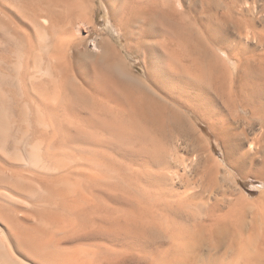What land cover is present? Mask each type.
Here are the masks:
<instances>
[{"label": "bare ground", "instance_id": "bare-ground-1", "mask_svg": "<svg viewBox=\"0 0 264 264\" xmlns=\"http://www.w3.org/2000/svg\"><path fill=\"white\" fill-rule=\"evenodd\" d=\"M260 13L0 0V264H264Z\"/></svg>", "mask_w": 264, "mask_h": 264}, {"label": "rangeland", "instance_id": "rangeland-1", "mask_svg": "<svg viewBox=\"0 0 264 264\" xmlns=\"http://www.w3.org/2000/svg\"><path fill=\"white\" fill-rule=\"evenodd\" d=\"M247 1H249L250 3L255 5L258 13L260 11L261 12L260 14L264 16V0H247ZM257 5H259V6H257ZM195 121H196L197 125L204 131L206 136L211 140V144H212L215 152L222 157L223 156L222 148H221L222 146L219 142L216 141L214 133L210 129H208L207 125L206 126H205V124L203 125V123H201L197 119ZM240 184H241V187L243 188L244 192L248 195V198H250L252 200L259 197L261 192H262L261 191L262 190L261 189L262 184L256 180L247 179L244 181H240Z\"/></svg>", "mask_w": 264, "mask_h": 264}, {"label": "snow or ice", "instance_id": "snow-or-ice-1", "mask_svg": "<svg viewBox=\"0 0 264 264\" xmlns=\"http://www.w3.org/2000/svg\"><path fill=\"white\" fill-rule=\"evenodd\" d=\"M85 71H86V69H85Z\"/></svg>", "mask_w": 264, "mask_h": 264}]
</instances>
